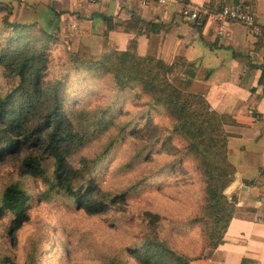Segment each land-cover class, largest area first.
<instances>
[{
  "label": "trees",
  "instance_id": "obj_1",
  "mask_svg": "<svg viewBox=\"0 0 264 264\" xmlns=\"http://www.w3.org/2000/svg\"><path fill=\"white\" fill-rule=\"evenodd\" d=\"M5 10L6 18L11 17L12 11ZM3 26L0 166L12 163L16 175L41 180L48 187L47 196L55 191L89 216L108 214L117 205L137 200L142 185L155 177L171 179L170 173L184 167L180 178L197 184V206L186 221L171 220L170 226L183 231L196 228L204 239L200 252L185 255L173 248L170 232L159 236L153 231L161 215L146 210L142 218L147 216L150 222L148 226L140 223L141 240L128 245L122 257L105 256L102 264H195L205 251L216 250L236 215V197L225 195L234 172L224 129L231 118L211 111L202 96L193 94L191 79L171 82V65L151 55L140 57L135 40L125 52L108 48L100 57H92L84 48L72 51L60 45V39L44 31L34 36L32 26L26 30L8 19ZM56 55L61 59L59 68L51 65ZM95 86L102 88L98 100L89 98ZM134 101L139 104L132 108L134 112H125V106ZM155 114L165 120L163 129L152 128ZM146 128L151 133H143ZM168 142L176 150L161 158L159 168L158 147ZM91 147L94 154L82 156ZM36 151L42 155L34 156ZM115 155L121 159V167L115 170L137 177L130 185L107 189L100 174L103 169L104 175L110 174L109 163ZM48 158L54 162L52 181L41 164ZM162 185L157 182V187ZM29 191L20 179L9 181L0 191V214L10 215L11 232L29 222ZM29 264L35 263L30 260Z\"/></svg>",
  "mask_w": 264,
  "mask_h": 264
},
{
  "label": "crops",
  "instance_id": "obj_2",
  "mask_svg": "<svg viewBox=\"0 0 264 264\" xmlns=\"http://www.w3.org/2000/svg\"><path fill=\"white\" fill-rule=\"evenodd\" d=\"M17 1L20 13L72 51L100 57L108 48L125 52L135 40L140 57L171 65V82L191 79L193 94L231 118L224 129L234 172L225 195L236 197V215L223 243L195 264H264V35L227 24L219 37L211 17L221 4H246L264 29V0ZM183 8L199 19L183 18Z\"/></svg>",
  "mask_w": 264,
  "mask_h": 264
},
{
  "label": "rangeland",
  "instance_id": "obj_3",
  "mask_svg": "<svg viewBox=\"0 0 264 264\" xmlns=\"http://www.w3.org/2000/svg\"><path fill=\"white\" fill-rule=\"evenodd\" d=\"M18 3L17 0H0V32L4 27L3 22L8 19L11 23L22 24L26 30L32 26L34 36H39V32L43 31L31 23L30 16L19 12ZM5 7L12 11L9 18H6ZM63 44L66 43L64 41L60 43ZM59 58V55L53 58L51 62L53 67L59 68L61 63ZM53 67L51 70L55 73ZM67 81L68 89L70 78ZM98 87L90 89L88 92L90 99L98 100L102 89ZM102 96L99 98L100 101L103 100ZM134 102L135 104L125 106V112H134L132 108L139 105ZM153 117L152 128L163 129L166 125L165 120L156 114ZM143 133H151V129L146 128ZM158 148L161 155L157 164L160 168L161 158L169 157L176 148L170 142ZM94 152L95 148L91 147L82 156L93 155ZM40 153L36 151L34 156L42 155ZM23 156L25 154L20 158ZM119 157L115 155L111 158L109 166L113 168L110 174L104 175L105 169L100 174L101 183L105 184L107 189L122 188L127 183L130 185L137 177L132 178L128 173L115 170L121 167ZM41 164L46 177L52 181L55 177L54 162L48 158L42 159ZM183 166H187L186 169L190 168L187 163ZM183 168H178L176 173H170L171 179L155 177L142 185L137 200H130L127 205H117L108 214L89 216L72 208L69 201L56 195L55 191L47 196L48 187L41 180L16 175L14 165L4 163L0 166V191L9 181L20 179L30 190L31 201L28 210L29 222L18 232H11L9 229L10 215L0 214V264H29L30 260L35 264H102L105 256L122 257L124 255L122 252L128 245L141 240L143 230H140L139 225L140 223L147 225L150 222L147 216L142 218L146 210L161 215L162 219L154 226V232L156 229V233L161 236L167 230L166 232L171 234L169 242L173 248L185 255L196 256L204 245L201 233L196 228L183 231L179 228L172 229L173 225L170 226L171 220L186 221V215L194 212L197 206L198 186L181 180L185 169ZM157 182H163V185L157 187ZM119 190L122 189H117ZM49 197L50 200L47 201Z\"/></svg>",
  "mask_w": 264,
  "mask_h": 264
},
{
  "label": "built area",
  "instance_id": "obj_4",
  "mask_svg": "<svg viewBox=\"0 0 264 264\" xmlns=\"http://www.w3.org/2000/svg\"><path fill=\"white\" fill-rule=\"evenodd\" d=\"M159 3H164V0H158ZM181 16L190 21H197L199 13L196 10L183 8ZM211 17L217 27V35L223 37L227 24H238L249 30L255 37L264 35V29L257 27L255 16L250 13L245 7L240 4L226 5L218 11H212Z\"/></svg>",
  "mask_w": 264,
  "mask_h": 264
}]
</instances>
